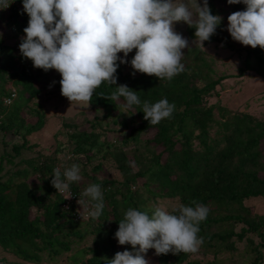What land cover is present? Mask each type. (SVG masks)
Masks as SVG:
<instances>
[{"label":"trees","instance_id":"1","mask_svg":"<svg viewBox=\"0 0 264 264\" xmlns=\"http://www.w3.org/2000/svg\"><path fill=\"white\" fill-rule=\"evenodd\" d=\"M222 3L208 0L211 13L222 20L203 47L194 36V27L174 22V31L188 40L189 47L182 50L184 71L171 81L133 74L130 63L117 61V85L102 83L84 110L101 113L84 120L90 128L61 121L53 136L63 140L57 142L55 151L67 150L71 155L61 172L77 164L82 177L70 185L73 196L69 201L51 184L53 170L58 168L56 154H47L28 139L45 126V107L39 99L61 93V76L54 69L35 68L22 57L19 44L29 19L22 0L0 9V253L21 260L10 262L2 256L0 261L38 264L44 255L52 260L70 250L75 239L92 234L91 245L78 248L73 258L81 264H107L116 252L132 251L131 245H120L114 235L129 208L150 212L161 207L172 212L181 204L195 207L192 202L196 201L210 209L199 224L203 244L198 252L156 255L149 249L144 254L149 264H218L219 258L228 259L237 252L249 257V263L241 264H264V214L251 212L246 204L250 198L264 200V113L255 117L232 112L219 102L207 103L218 98L231 79L250 72L264 79V49L231 38L227 17L246 6ZM218 45L238 59L235 72L215 67L220 60L205 48ZM134 54L135 49L126 59L130 61ZM120 84L135 90L141 105L125 108L122 97L110 100ZM165 98L175 105L171 117L149 124L143 118V102ZM110 122L116 123V130ZM111 130L119 132L120 138L108 140L104 134ZM149 130L152 134L146 135ZM8 134L15 136L12 142ZM100 153L89 174L85 171L88 162ZM104 159L115 163L121 180L97 175ZM137 179H142L141 184ZM93 183L101 185L105 206L99 218L82 222L76 218V200ZM85 254L90 256L84 258Z\"/></svg>","mask_w":264,"mask_h":264},{"label":"clouds","instance_id":"2","mask_svg":"<svg viewBox=\"0 0 264 264\" xmlns=\"http://www.w3.org/2000/svg\"><path fill=\"white\" fill-rule=\"evenodd\" d=\"M13 0H0L6 9ZM243 3L246 8L227 17V31L242 45L264 49V0H227ZM28 25L19 44L22 57L35 68L56 70L61 79L60 92L70 103L87 108L94 91L104 82L117 85L118 63H130L133 71L171 81L182 71L183 49L189 42L174 31V22L194 27V36L203 47L220 25L222 17L212 14L208 0H22ZM135 49L131 60L126 57ZM118 53H123L119 56ZM123 98L124 107L141 105V100L125 84H120L109 99ZM11 103V101H9ZM175 105L165 99L144 101L143 118L151 125L170 118ZM51 184L73 195L70 185L82 179L80 167L53 170ZM77 203L84 219H97L104 209L100 184H90ZM169 212L161 207L152 211L129 208L119 221L115 238L120 245H131L132 251L116 252L107 264H149L144 254L154 249L156 255L196 253L203 244L198 236L199 224L207 219L210 209L192 202Z\"/></svg>","mask_w":264,"mask_h":264},{"label":"rangeland","instance_id":"3","mask_svg":"<svg viewBox=\"0 0 264 264\" xmlns=\"http://www.w3.org/2000/svg\"><path fill=\"white\" fill-rule=\"evenodd\" d=\"M222 1L223 5L230 6V4L227 3V0ZM197 2L200 3L202 2V0H197ZM205 50H209L211 55L215 56L218 60H220L215 63V67L219 69V71H223L225 73L235 72L236 67L239 65V61L230 50L221 47V45H218L217 47H206ZM39 100L44 104L47 122L42 130H39L31 136L29 135L28 139L31 143H36V145L39 146L38 148L45 150L47 154H56L58 160L56 166L60 168L62 167V164L65 162V160L71 156L69 151L67 150H64V152L55 151L57 142L63 140L62 137L53 136V134H55V132L58 130V127H60L61 121L63 119H67L72 121L73 123L79 124L80 128L86 127L87 129H89L90 127L88 126V124L83 123L84 120H91L95 118V116L101 115V113L95 114L91 113L90 111H84L87 108L83 107L77 102L70 103V101L66 97L62 96L61 93H59L58 96L53 97H45V95H43L42 97H40ZM215 102H219L220 105L226 106L232 112H245L255 117H261L264 113V79L252 72L248 73L243 78L231 79L226 82V85H223V88L221 89L218 98H210L209 100H207L208 104H215ZM126 117H129L128 113L126 114ZM104 120L108 119L105 118ZM109 126L112 127L114 130H116L117 128V125L114 122H110ZM62 128L65 129V127ZM65 130L71 131L72 128H66ZM152 132L153 130H149L146 135H151ZM119 135V132L112 130L104 134V136L111 141H115L117 138H120ZM8 137V140H10V142L15 139L14 135L8 134ZM65 138L66 136L64 137V139ZM62 146L63 145H61L59 148H62ZM100 159L101 153L96 154V156L91 159L90 163L88 162V166L85 168V171L89 174H93V171L90 168L93 165L97 164ZM97 175L101 179L107 177L117 180L122 179V174L116 168L115 163L105 159L103 161L102 169L97 172ZM29 178L33 179L35 178V176L30 175ZM85 181L87 182L88 179L85 178ZM141 181L142 179H137L138 184H141ZM246 204L250 206L251 212L256 214H264V200L250 198L246 200ZM164 205L166 206L167 203H164ZM76 211V218H78V220L82 222L87 220L83 218V215L81 217L80 212L82 211V208L78 203ZM250 235L254 236V241L258 242V238L255 235ZM92 236V234H85L79 241H76L75 239L74 242H72L70 250L63 251L52 260H50V258H47V256L44 255L43 258L40 260L41 262L38 264H81V262L75 261V259L73 258V254L78 248L82 246H90ZM245 242V240L239 242L238 246L242 248ZM154 253L155 250H152L151 254ZM235 254L236 256L231 255L232 257L228 259L226 258L229 256L219 258L218 264H241L250 262L248 256H240L238 255V252ZM2 256H5V259L10 262L21 261L11 254L0 253V257ZM89 256V254H85L84 258H87ZM0 264L7 263L0 261ZM27 264L36 263L29 262Z\"/></svg>","mask_w":264,"mask_h":264},{"label":"built area","instance_id":"4","mask_svg":"<svg viewBox=\"0 0 264 264\" xmlns=\"http://www.w3.org/2000/svg\"><path fill=\"white\" fill-rule=\"evenodd\" d=\"M64 195H65V194H64ZM72 196H73V195H72ZM71 199H72V197H71L70 199H66V200H68V201H69V200H71ZM66 203H67V202H66Z\"/></svg>","mask_w":264,"mask_h":264}]
</instances>
